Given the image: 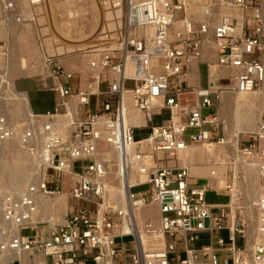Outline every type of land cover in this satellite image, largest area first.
Instances as JSON below:
<instances>
[{"label": "built area", "instance_id": "1", "mask_svg": "<svg viewBox=\"0 0 264 264\" xmlns=\"http://www.w3.org/2000/svg\"><path fill=\"white\" fill-rule=\"evenodd\" d=\"M25 1L30 8L21 11L16 0H1L7 22H35L31 9L44 0ZM110 7L124 11V22L114 34L106 33L90 59L88 76L78 74L75 88L76 73L44 53L50 89L59 96L46 114L65 117L64 133L51 121L38 125V116L45 114L18 125L0 110V145L16 140L41 169L37 181L3 197L0 249L42 254L47 264H264V242L251 235L245 210L237 208V217L232 207L233 180L197 185L189 167L164 164L166 155L176 157L188 146L227 144L218 114L223 94L264 87L262 4L114 0ZM207 51L215 59L206 61L207 81L201 84L192 79L191 67L201 64ZM131 110L139 111L145 123H130ZM163 111L167 118L155 124ZM137 129L147 131L137 136ZM247 137L237 152L257 167L262 185L253 202L255 235L264 233V115ZM104 149L116 153L123 173L146 177L127 183L123 207L106 199L112 160L104 157ZM140 186L146 188L135 190ZM208 191L227 193V203H208ZM40 194L93 200L96 207L78 205L60 220L32 223ZM149 205L157 208V221L144 219L140 230L134 211ZM10 225L19 226V232ZM26 228L31 233L23 234ZM142 232L157 235L164 246H146Z\"/></svg>", "mask_w": 264, "mask_h": 264}, {"label": "rangeland", "instance_id": "2", "mask_svg": "<svg viewBox=\"0 0 264 264\" xmlns=\"http://www.w3.org/2000/svg\"><path fill=\"white\" fill-rule=\"evenodd\" d=\"M25 0H16V3L18 4V8L21 11L24 7H27L29 10V5ZM111 1L114 0H44L43 3L37 7H34L31 9L32 13L35 15V24L33 25V22H22V21H14V22H0V28H4L6 30H17L18 32H21L24 30V32L30 36V38L33 40L34 43H36L37 37L40 38V41L43 42L44 48L46 50V53L48 55L57 57L60 63L65 67L66 70H70L72 72L77 73L75 77L78 76V74H81L83 78H86L89 74L90 67L87 70H84L83 68H78L76 70H72L68 67V64L76 65L80 67L83 65V63L86 61L89 65L90 59L93 57V54L96 50H98L99 47L102 46V42H104V37L106 33L108 34H114L117 29L120 28V26L124 22V11L121 12L120 17H116L117 15V9L110 7ZM264 8V0H259ZM107 2V4H105ZM96 7V8H95ZM0 19L5 18L4 16V9H2V2L0 0ZM230 12V11H229ZM27 14V12H26ZM28 14L30 15L31 12L28 11ZM111 14V17L108 16ZM18 24V25H17ZM12 26V27H11ZM9 27V28H8ZM36 33L38 34L36 36ZM35 40V41H34ZM28 57V64L31 69L24 70V71H16L15 69H11V71H8V80L12 83L14 80V76L16 75H22V76H33L38 73H40L41 70H37L35 66L39 65L36 54H32ZM7 65L8 62L12 61L8 59V51H7ZM34 65V67H33ZM207 63L206 61H203L201 63V72L203 76V82L202 84H205L207 81ZM21 69V67H20ZM12 72V73H11ZM18 72V73H17ZM194 77V76H193ZM192 77V79H193ZM10 78V79H9ZM193 80H196L195 77ZM50 82V81H49ZM197 82V81H196ZM76 79H73V87L75 88ZM13 85V83H12ZM19 89H28L29 90V99L32 104L33 109L36 111L38 108L45 103V99L37 93H35V90L30 85V83L26 81H21L18 83ZM230 92V91H229ZM228 92V93H229ZM10 93L9 89H3L2 90V96H3V105L6 110V102L7 99H11L10 96L7 94ZM226 93L224 95L225 98H222L220 105H219V118L221 120V124L224 126V132L225 136L228 140V143L225 145H219L214 140L213 144H215L216 149H221L222 151V158H225V166L227 167V177L225 180H244V159L241 157H238V154L234 148V141H233V133L235 132V129L237 127L235 122L231 121V116L233 110H230V108H225V100L229 99L228 97L232 95L231 93ZM256 96H259V100H257V105L255 106V127H257L258 122L260 118L264 115V87L257 91ZM51 95L48 97L50 98ZM168 116V113L166 111H163V114L161 116H155L154 117V123L158 124L162 120L166 119ZM9 119V118H8ZM10 120V119H9ZM13 123H16L18 125H21L23 122L22 120H16L17 122L10 120ZM27 123V122H26ZM240 127V126H239ZM238 127V128H239ZM221 128V127H220ZM146 129H137L136 134L137 136L144 135L146 133ZM250 129H247L244 125L241 126V130L239 133V141L238 144L243 143L248 137V134L251 133ZM222 134V130L219 129V135ZM229 137V138H228ZM231 138V140H230ZM205 144V143H204ZM192 146H202V144L192 145ZM0 205L2 203V195L6 192H15L19 193L22 191L28 184H30L33 181H37L39 179V176L41 175V169L36 170L33 173V168L36 167L35 163L31 161L30 155L27 151L24 150L22 145H20L19 142L16 140L8 141L4 144L0 145ZM27 154V155H26ZM174 161H177L176 157H171ZM170 159V160H171ZM167 155L165 156L164 164L168 166H178L176 164L169 165L167 161ZM19 163L23 166V183L17 184L15 181L14 176V168L15 165ZM182 166V165H180ZM235 167L238 168V174L236 175ZM115 169V165L112 167ZM40 174V175H39ZM197 176H193V179H196ZM237 178V179H236ZM110 182L117 183V179L114 173H110ZM200 183L207 181L210 182H217L216 178L214 177H207L206 179H198ZM215 183V184H216ZM262 186V185H261ZM146 188V186H140L137 187L135 190H141ZM262 191V187L259 190V193ZM239 202L237 204H234L232 207L236 210L237 217L240 216L239 211L237 208L239 206L246 209V212L249 210L253 212V217L248 214V218L251 225V232L253 231V226L255 222L257 221V211L252 207V201L256 197L255 195L251 194L250 191H248L247 186H244L242 183V187L239 188ZM53 204L57 205V203H60L61 201H65L66 204H68V211L59 210L54 216L57 219H62L68 212L72 210V207H76L78 205H85L91 208L96 207V204L93 200L91 201H81L76 202L67 197L66 195H54L50 196ZM205 199L208 203H221L226 202L228 200V195L224 194H218L215 191H208L205 195ZM116 205V204H115ZM252 208V209H250ZM140 218H157L158 212L156 207H146L142 208L140 210ZM63 214V215H62ZM65 214V215H64ZM56 219V220H57ZM43 221V220H42ZM250 229V228H249ZM31 233L30 229H24L23 234L27 235ZM255 236V235H253ZM129 238L126 237L125 241H127ZM27 253V258L33 259L34 257L37 258V255L34 254L30 255V252ZM34 256V257H33ZM1 263L6 264L8 261L9 264H19L20 261H18V258H15V256L10 252H5V254L0 255ZM38 259V258H37ZM12 260V261H11ZM46 263V261H45ZM21 264V263H20ZM47 264V263H46Z\"/></svg>", "mask_w": 264, "mask_h": 264}, {"label": "bare ground", "instance_id": "3", "mask_svg": "<svg viewBox=\"0 0 264 264\" xmlns=\"http://www.w3.org/2000/svg\"><path fill=\"white\" fill-rule=\"evenodd\" d=\"M24 3H25V1H24ZM27 4H28V2H27ZM116 11H117L116 17H120L121 16L120 10L118 9ZM108 16L111 17V14H109ZM0 22H3L6 24L7 21L5 20V18H3V19H0ZM30 22H33V21H30ZM32 24L34 25L35 23L33 22ZM17 30L13 29L14 32L19 34V40L24 44L21 47V50L19 53V64H20L21 70L24 71V70L31 69V68H28V67H30L29 65H31V64H28V57H27V56H30L31 54L32 55L36 54V57L39 60L42 59V63L45 66L43 59H44V53H46V52L44 51L42 44L38 43V41H36V43H34L33 40H31L30 36H28L24 32V30L21 32H18ZM10 38L12 39V37H10ZM39 45H40V47H39ZM30 46H33V49H30ZM6 50L4 49L3 51L0 52V110L10 120H12V121L15 120V122H17L16 120L20 119L23 121L22 123L25 124L26 122L34 120L36 116H35V114L32 113V111L29 108L28 99H27L26 95L24 93H20V92L15 91L12 83L8 80L9 65H7V61H6V55H7ZM17 53H18V51H17ZM16 56H17V54H16ZM72 66H76V65H72ZM213 68H214V66H212V70H211L212 74H213ZM5 88L9 89L10 93H8L7 95L11 97V99L10 100L7 99V102L5 103L6 104V110H5L4 105H3V96H2V90ZM228 92L229 91H226L223 94L222 98H225L224 95ZM229 93H231L232 95H230L228 97L229 99H227V101L225 100V108H230V110H233L232 116H231V121L235 122L237 127H236L235 132L233 133L232 137L234 138L233 139L234 148L237 152L239 133L241 130V126L244 125L245 127H247V129H250V130L254 129V131L257 129V127H255L256 114H255L254 108L257 105V100H259L260 98H259V96L255 95V94H257V91L249 93V94L235 93V92H231V91ZM136 111H134V110L130 111V114L128 116V121L134 125L144 124L145 121L143 120V117H141V115L139 113H137ZM60 116H62V115H56V116H54L53 119H51V115H49V114L40 115V116H38L39 121H40L38 125H41L42 121H47V122L51 121L57 126V128L59 126L60 132L64 133L65 132L66 119H65V117H64V119H60L59 118ZM251 132H253V131H251ZM230 140H231V138H230ZM105 149L103 151L104 155H105L104 157L107 156L109 159H111L110 153L113 150H106L105 151ZM25 151H27V150H25ZM237 154H238V157H241L238 152H237ZM29 155H30V153H29ZM159 156L162 157L163 155L159 154ZM177 156H178L177 158L179 160L180 165L189 167L190 173L192 175H195L197 177H200V176H204V177L209 176L210 177L211 176V177L216 178L217 182L220 184L221 183L223 184L226 181V180L225 181L222 180V179H225L227 177V167L225 166V158H222V156H223L222 151H221V149H216L215 144L205 143V144H202V146H200V147L188 146L185 150L180 151ZM171 157H174V156L167 157V159H168L167 161H170V162L173 161V159H171ZM241 158H243V157H241ZM30 159H31V161H33V163H37L31 155H30ZM244 161H245L244 167H243V169H244V180H243V182H242V180L233 181L235 188H234V191L232 192L231 202H232V204H237L239 202V197H238L239 188L242 187V183H243L244 186H247L248 191H250V193L252 195L253 194L255 195V193H256V197L252 201V207H254L253 202L256 201L257 197L262 192L261 191L259 193V190L262 187L261 181H260V176H259V173L257 171V167L255 165L249 164L246 161V159H244ZM112 162H113V160L108 165V167H109L108 168L109 194L107 195L106 199L113 200L114 203L116 204V206H118V207H123L126 204L125 188L127 186V183H136L139 181H144L146 179V177L142 174L137 173L136 171H132L128 174L123 173V171L121 170L122 165H121V163L119 161V157L117 155H116V162L117 163H112ZM113 165H115V169L112 168ZM234 169L236 171L235 174L237 175L238 174V168L235 167ZM36 170H37V167H34L33 173ZM13 173H14L15 181L17 182V184L23 183V180H24L23 179V166L21 164L17 163L15 165ZM110 173L115 174L116 179H117L116 184L109 181ZM211 183H213V182H211ZM27 186H29V185H27ZM5 195H6V193H4L2 195V199ZM36 205H37V211L33 214L32 219L30 220V222H32V223L40 222L42 220H55L56 221V219L58 217L56 218L54 215L59 210H63L66 212V211H68L67 209H69L68 204H66L65 201H61L60 203H57V205H55V204H53L50 196H45V195H41V194L38 195V197H37ZM0 207H1V205H0ZM146 207H155V206L149 205ZM146 207L138 206L134 211V215H135V218L137 220V225H138V228L140 230L142 229V224H143L144 219H147L145 217L140 218L141 217L140 216V212H141L140 210H142V208H146ZM239 208L244 209L241 206H239ZM250 209H252V208H250ZM244 210H245V214L247 217H248L247 212L249 213L250 216L253 217L252 210H251V212L249 210L246 212V209H244ZM0 220H1V217H0ZM57 220H59V219H57ZM152 220H154L156 222L157 218H154V219L152 218ZM9 227L11 228V230H13L15 232H19V228H20L19 226L10 225ZM253 231H255V225L253 226ZM252 232L250 231L251 235H254ZM142 239H143V243L146 246H148V245L151 246V248H161L164 246V240L161 239L160 237H158L157 235L156 236H152V235L146 236L142 232ZM255 240L264 242V233L255 234ZM8 242L9 241H7V243ZM5 252L12 253L15 256V258H18V260L20 261L21 264H46L44 256L42 254L37 255L38 259L33 256L34 258L29 260L27 258L26 252H24V253L20 252L19 254H17L16 251H14L8 247H5L4 249H0V255L5 254ZM9 262L10 261H8L6 264H8ZM0 264H2L1 258H0Z\"/></svg>", "mask_w": 264, "mask_h": 264}, {"label": "crops", "instance_id": "4", "mask_svg": "<svg viewBox=\"0 0 264 264\" xmlns=\"http://www.w3.org/2000/svg\"><path fill=\"white\" fill-rule=\"evenodd\" d=\"M263 15H264V8H263ZM37 35L38 34L36 33V36ZM10 37H12V39ZM36 41H38V43H41L43 48H44L43 42L40 41L39 37H37ZM23 45L24 44L19 40V34L18 33L14 32L12 30L8 31V30H6L4 28H0V50L3 51L4 49L5 50L7 49L6 51H8V59L12 60L11 62H8V65H9L8 71L9 72L11 71V69L12 70L15 69L16 71H20L21 70L20 69V64H19V53H20L21 47ZM39 47H40V45H39ZM30 49H33V46H30ZM17 51H18V53H17ZM44 51L46 52L45 48H44ZM16 54H17V56H16ZM6 59H7V55H6ZM214 59H215V56H214V53L212 51H207L204 54L203 61H207V60H212L213 61ZM38 63H39V65L35 66V68L37 70H41L40 73H38L36 75H33V76L16 75V76H14V80H13L12 83H13V88L15 89V91L20 92V93H24L26 95V97L28 99L29 108H30V110L32 111L33 114H46L47 112H51V111L54 110L56 104L59 102V96H58L57 93H55L54 91H52L50 89V86L52 85V78L50 76L49 70L43 65L42 59L38 60ZM72 65L73 64H71V65L68 64V67L70 69H72V70H76L78 68H83L84 70H87L89 68V65L87 64L86 61L80 67L72 66ZM76 75H77V73H76ZM190 75H191V77L194 76L195 79L197 80V82H199L201 84L204 83L203 82L202 72H201V64L193 65L191 67ZM194 77H193V79H194ZM77 78H78V76L74 78V79H76V83H77ZM21 81H26V82L30 83V85L35 90V93L40 95L41 98L43 97L45 99V103L42 104V105H44L43 107L41 106L36 111L33 109L32 104H31L30 99H29V90L28 89H19L18 88V83L21 82ZM75 87H76V84H75ZM49 95H51L50 98L48 97ZM134 111H136V110H134ZM136 112L141 115L140 112H138V111H136ZM141 117H143V116L141 115ZM59 118L60 119H64V116H60ZM110 157L113 160L112 163H117L116 162V154L113 151H111ZM159 157H161V156H159ZM167 157H169V155H167ZM168 163H169V165L170 164L171 165L176 164V165L180 166L179 160H177V161L173 160L171 162L168 161ZM193 176H195V175L191 174V177H192L191 178V182L193 184H197V185H201V184H203L205 182L204 181V182L200 183V181H198V179H206L207 177H209V176H205V177L204 176H200V177H197L196 179H193ZM216 193L227 195V193H225V192H216ZM224 203H227V201L226 202H221L219 204H224ZM200 244H201V242L197 243V246H199ZM44 259H45V261L48 260L45 257H44Z\"/></svg>", "mask_w": 264, "mask_h": 264}]
</instances>
